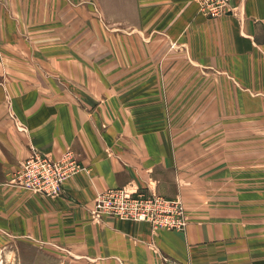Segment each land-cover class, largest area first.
I'll use <instances>...</instances> for the list:
<instances>
[{
    "label": "crops",
    "instance_id": "obj_1",
    "mask_svg": "<svg viewBox=\"0 0 264 264\" xmlns=\"http://www.w3.org/2000/svg\"><path fill=\"white\" fill-rule=\"evenodd\" d=\"M233 5L0 0V264H264V170L225 143L261 123L245 98L263 108L264 0ZM66 150L87 170L59 197L8 184ZM113 188L178 199L189 223L94 222Z\"/></svg>",
    "mask_w": 264,
    "mask_h": 264
},
{
    "label": "built area",
    "instance_id": "obj_2",
    "mask_svg": "<svg viewBox=\"0 0 264 264\" xmlns=\"http://www.w3.org/2000/svg\"><path fill=\"white\" fill-rule=\"evenodd\" d=\"M200 10L209 18H220L234 13L233 3L243 0H195ZM87 169L78 164L74 154L66 150L58 160L33 152L20 162L10 175L8 184L46 198L61 195L65 181ZM94 222L113 217L122 221L147 223L153 229L182 232L190 217L178 199H166L159 195L145 194L127 188H113L99 194L90 212Z\"/></svg>",
    "mask_w": 264,
    "mask_h": 264
},
{
    "label": "rangeland",
    "instance_id": "obj_3",
    "mask_svg": "<svg viewBox=\"0 0 264 264\" xmlns=\"http://www.w3.org/2000/svg\"><path fill=\"white\" fill-rule=\"evenodd\" d=\"M198 7H199V4H198ZM230 95H231V99L232 98L237 99L238 96H239L238 99L241 100L242 98L241 95L234 94L233 92H231ZM248 96H250L249 98L253 99V97L249 93H247V99L245 98L246 100L245 114L247 116H250V115L259 116L261 118V123H257V122L254 123L253 120L250 123H247V126H246L247 136L244 140H236L235 138L234 140H231V141L230 140L225 141V143L229 144L227 147L231 148L230 151L234 150L236 152H239L240 154L244 151V156H240V159L243 160L242 163L247 164L245 176L252 175V173L250 172V169H253L252 168L253 163H261L262 169L264 170V105H263V108H257L254 105V102L248 99ZM254 126H255L256 131L261 132V139H255V138L253 139V137L250 138L249 135L250 133L252 135V133L254 132L253 131ZM242 136H245V134L243 133ZM205 141H208V140L202 141L203 147H205ZM198 142L201 143L200 140ZM213 143H214L213 144L214 147H216V145H221V141H213ZM250 165H251V168H250ZM236 174H237V168L233 169V173H231V176H234ZM4 264H13V263L9 262V263H4ZM40 264H51V262L46 259H43L42 261H40Z\"/></svg>",
    "mask_w": 264,
    "mask_h": 264
}]
</instances>
